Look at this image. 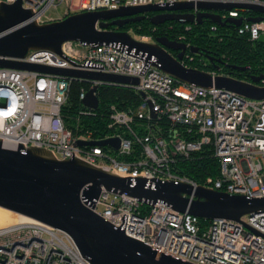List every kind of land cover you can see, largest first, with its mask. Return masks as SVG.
<instances>
[{"label":"built area","instance_id":"1","mask_svg":"<svg viewBox=\"0 0 264 264\" xmlns=\"http://www.w3.org/2000/svg\"><path fill=\"white\" fill-rule=\"evenodd\" d=\"M16 1L0 0V4ZM21 1L40 24L56 20L46 18V14L52 6L62 4L66 7L65 15L121 6H165L179 1L264 5V0ZM241 10L247 9L235 8L220 14L224 20L244 18L240 34H248L253 41L261 39L264 16L257 22L248 21ZM256 16L259 14L252 17ZM136 39L145 43L155 41L150 34ZM187 46L182 63L189 67L187 61H193L195 56ZM15 60L137 77L138 84L123 86L145 96L134 111L113 105L108 122L113 132L95 138L91 131L75 134L68 128L63 107L75 80L88 85L81 89L82 101L90 88L112 83L0 67V140L4 148H43L58 160L80 159L133 182L145 178L152 182L188 183L248 198L264 197V99L248 98L215 84L203 87L180 81L155 65L157 57H149L148 53L123 43L93 45L67 41L61 53L33 50ZM205 71L214 79L229 76L220 70ZM92 111L88 108L82 114ZM115 137L120 139L117 149L111 145L78 144L79 140ZM203 149L218 160L217 176H208L200 183L176 170L177 165ZM81 201L115 228L159 253L193 264H264V212L244 215L238 221L207 220L203 225L201 218L177 211L166 202L147 205L137 197L104 187L97 199L88 201L82 195ZM0 264L91 263L69 233L33 219L0 228Z\"/></svg>","mask_w":264,"mask_h":264},{"label":"water","instance_id":"2","mask_svg":"<svg viewBox=\"0 0 264 264\" xmlns=\"http://www.w3.org/2000/svg\"><path fill=\"white\" fill-rule=\"evenodd\" d=\"M235 8L253 10L259 14L247 18L248 21L257 22L264 16V5L255 3L179 1L165 6L147 4L81 12L40 24L32 19L34 14L30 9L23 8L21 0L11 4L1 3L0 67L119 85L138 84L137 77L15 60L26 57L33 50L61 53L62 45L67 41L93 45L123 43L148 53L149 57H157L155 65L180 81L203 87L215 84L248 98L264 99V86L257 85L263 76H254L250 82L231 76H217L214 79L209 72L182 63L188 49L184 42L159 36L154 42L145 43L128 31L108 29L110 25L124 27L138 22L147 13H154L150 20L156 26L167 21L192 24L209 19L218 25L233 23L239 27L244 18L230 17L224 20L220 14L221 11ZM190 49L194 53L199 52L197 48ZM217 61L233 69H246ZM215 67L220 68L217 64ZM98 89V85L90 88L82 101L92 110L99 107ZM142 95L145 96V93ZM151 110L155 118L156 112L152 107ZM78 144L111 145L117 149L120 139L79 140ZM103 187L114 193L137 197L147 205L163 201L177 211L188 212L205 220L224 218L238 221L244 215L264 212V197L248 198L203 186L194 187L188 183L152 182L145 178L133 182L80 159L58 160L51 151L43 148L6 149L0 140V207L66 231L91 264H193L159 253L145 243L127 236L122 229L115 228L82 203V195L88 201H93L99 197Z\"/></svg>","mask_w":264,"mask_h":264},{"label":"trees","instance_id":"3","mask_svg":"<svg viewBox=\"0 0 264 264\" xmlns=\"http://www.w3.org/2000/svg\"><path fill=\"white\" fill-rule=\"evenodd\" d=\"M240 12L245 18H251L256 14L253 10H241ZM153 15L154 13H147L146 17L138 22L127 24L124 27L110 25L108 29L128 31L138 36L150 34L154 39L167 36L169 39L182 41L199 51L194 53L193 61H187L189 67L201 70H220L221 73L248 82L252 81L254 76H263L257 85H264V39L253 41L248 34H240L239 27L235 24L218 25L209 19H203L202 23L192 24L167 21L156 26L150 20ZM217 60L246 69H233ZM215 64L220 68H216ZM83 87H88V85L78 80L73 81L68 101L63 107L66 125L75 134L88 130L95 138L104 137L113 132L108 128L109 114L113 105L121 110L134 111L143 100L142 95L130 87L103 84L97 91L99 107L92 113L82 114L83 111L88 110L80 97ZM176 170L201 183L208 176L219 174V163L216 158L208 154L207 149H203L196 152L191 159L177 165ZM200 221L203 225L207 223L205 219Z\"/></svg>","mask_w":264,"mask_h":264},{"label":"rangeland","instance_id":"4","mask_svg":"<svg viewBox=\"0 0 264 264\" xmlns=\"http://www.w3.org/2000/svg\"><path fill=\"white\" fill-rule=\"evenodd\" d=\"M66 13L65 4L59 6H52L50 10L46 14V18L49 19H59L63 17ZM135 38H139L138 35L133 34ZM262 39H264V35H262ZM18 220V216L6 213L5 211L0 210V220Z\"/></svg>","mask_w":264,"mask_h":264},{"label":"bare ground","instance_id":"5","mask_svg":"<svg viewBox=\"0 0 264 264\" xmlns=\"http://www.w3.org/2000/svg\"><path fill=\"white\" fill-rule=\"evenodd\" d=\"M0 210L5 211L6 213H9V214L18 216V218H19L18 220H7V219L6 220H3V219L0 220V228L15 225V224H20L23 222H33V219L28 218V217L21 215L19 213L10 211L8 209H4V208L0 207Z\"/></svg>","mask_w":264,"mask_h":264},{"label":"flooded vegetation","instance_id":"6","mask_svg":"<svg viewBox=\"0 0 264 264\" xmlns=\"http://www.w3.org/2000/svg\"><path fill=\"white\" fill-rule=\"evenodd\" d=\"M118 31H119V30H118ZM172 53L177 54V52H175V51H172Z\"/></svg>","mask_w":264,"mask_h":264}]
</instances>
